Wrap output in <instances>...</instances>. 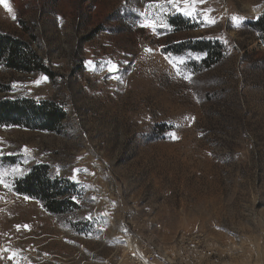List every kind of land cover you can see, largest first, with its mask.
<instances>
[{
	"label": "rangeland",
	"instance_id": "obj_1",
	"mask_svg": "<svg viewBox=\"0 0 264 264\" xmlns=\"http://www.w3.org/2000/svg\"><path fill=\"white\" fill-rule=\"evenodd\" d=\"M263 16L264 0H0V33L44 67L1 63L0 102L64 115L0 123V264H264ZM36 170L63 213L17 192Z\"/></svg>",
	"mask_w": 264,
	"mask_h": 264
},
{
	"label": "trees",
	"instance_id": "obj_2",
	"mask_svg": "<svg viewBox=\"0 0 264 264\" xmlns=\"http://www.w3.org/2000/svg\"><path fill=\"white\" fill-rule=\"evenodd\" d=\"M252 26L258 31L264 32V16ZM207 48L211 51L215 50L209 44ZM1 63H6L10 68L28 72L44 69L34 54L27 49L26 45L20 40L2 33H0ZM63 119L62 111L58 108H53L51 104L34 105L33 102L25 100L0 102V123L20 126H32V123H40L43 128H46V125L48 129H51ZM58 188L40 170H36L17 183L18 193L44 202L48 211L54 214L63 213L67 210L66 206L70 205V201L60 200L66 194L62 193Z\"/></svg>",
	"mask_w": 264,
	"mask_h": 264
},
{
	"label": "snow or ice",
	"instance_id": "obj_3",
	"mask_svg": "<svg viewBox=\"0 0 264 264\" xmlns=\"http://www.w3.org/2000/svg\"><path fill=\"white\" fill-rule=\"evenodd\" d=\"M174 2H175V0H166V3H168V4H173ZM199 2L202 3L203 0H199ZM148 7L149 8H160V9H163L164 8V5H161L160 3L157 2V3H154V4H150ZM185 14H189V13H185ZM141 15H143L145 17V22L142 23L141 26L153 27V28L155 27L154 22L148 21V17H147V14L146 13H141ZM232 20L236 24V26H239V18L232 17ZM212 23H215V21H212ZM108 70L110 72H113V71H116L118 69L116 68L115 65H112ZM25 151H27V149H25ZM8 171L9 170H0V184H4L5 187H7V184H5V182H4V176L7 174ZM10 171L11 172H14V173H19L20 175H23V171L24 170L23 169H20L19 166H16L15 168H12Z\"/></svg>",
	"mask_w": 264,
	"mask_h": 264
}]
</instances>
